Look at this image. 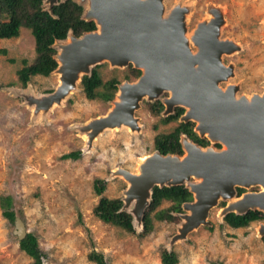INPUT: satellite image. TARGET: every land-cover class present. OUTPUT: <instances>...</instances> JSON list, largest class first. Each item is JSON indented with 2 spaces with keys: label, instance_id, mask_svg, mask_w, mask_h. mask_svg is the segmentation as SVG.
<instances>
[{
  "label": "rangeland",
  "instance_id": "374dc122",
  "mask_svg": "<svg viewBox=\"0 0 264 264\" xmlns=\"http://www.w3.org/2000/svg\"><path fill=\"white\" fill-rule=\"evenodd\" d=\"M163 4L168 13L180 10L187 36L195 34L204 20L210 23L220 18L219 39L231 43L233 50L222 55V64L232 76L219 87L236 86V97L264 93V0H164ZM42 6L46 9L48 4ZM211 10L217 15L210 14ZM58 44H52L56 54ZM190 48L195 51L192 44ZM35 58L29 30L22 28L16 38L0 39V195L12 197L11 209L25 231L20 239L14 222H8L0 210V264H96L95 254L108 264H161L163 249L174 251L178 264H264V235L256 232L263 222L229 227L220 216L221 199L209 210L206 224L181 240L174 236L182 228L184 203L180 213H173L176 219L169 222L161 213L174 203L160 202L151 211L152 232L146 235L143 225L129 233L100 221L93 213L99 200L94 182L103 181V196L119 199L123 206L127 184L115 171L135 172L139 159L155 151L154 138L183 122L180 117L164 122L169 115L164 109L154 114V103L161 104L167 97L163 93L154 102L143 99L139 103L134 113L138 130L128 125L105 130L88 148L86 125L104 116L112 104L86 99L78 82L60 105L37 111L34 102L54 92L60 77L52 72L47 77L34 76L23 86L17 73L24 61L29 65ZM130 67L104 62L97 72L103 82L115 78L121 84L137 79ZM186 123L193 124L194 132L195 124ZM74 152H79L77 160L61 159ZM240 190L236 189L237 194ZM192 201L191 196L188 202ZM131 208L120 212L132 221ZM28 250L36 251L37 258Z\"/></svg>",
  "mask_w": 264,
  "mask_h": 264
},
{
  "label": "water",
  "instance_id": "95a60500",
  "mask_svg": "<svg viewBox=\"0 0 264 264\" xmlns=\"http://www.w3.org/2000/svg\"><path fill=\"white\" fill-rule=\"evenodd\" d=\"M65 1L44 0L42 5L48 4L44 10L52 14V7ZM72 1L83 7L81 19L93 22L95 30L79 37L70 31L64 40L54 41L64 43L71 39L73 43L62 46L53 56L57 67L52 73L58 69L62 81L54 92L34 102L37 111L60 105L76 84L81 83L82 77L89 76L99 64L131 65L140 75L133 82L124 81L117 86L116 93L121 91L119 101L115 93L109 102L111 110L99 117V124H96L99 118L95 119L90 127L88 148L99 134L120 124L126 123L133 131L138 130L134 113L139 103L143 99L154 102L163 93L167 94L165 99L178 103L167 106L163 99L164 113L172 114L175 107L182 108L180 121L193 122L198 137L211 144L203 148L182 135V140L189 141L193 151L185 154L181 140V155H161L154 151L148 160L137 164L138 173L125 172L129 182L124 180L127 187L121 210L132 206L133 228L143 225V214L155 187L184 186L192 195L193 201L182 205L184 211L186 206L191 207L192 216L179 228L174 240L184 239L188 233L205 225L209 210L219 199L224 201L221 217L253 210L264 215V93L236 97V86L223 90L219 87L232 76L230 68L227 71L222 68L225 67L222 55L233 50L231 43L219 39L220 18H214L215 26L204 20L196 27L195 36H187L181 14L171 17L162 14L164 0ZM210 14L217 15L215 10ZM58 61H62L63 66L59 67ZM213 144H219L220 148ZM253 187H258L259 191L237 196V188ZM248 195L252 196L248 203L255 204L254 207H245L240 212L226 210L229 203L225 200ZM186 216L182 215V220ZM14 226L15 234L22 239L24 224L15 218Z\"/></svg>",
  "mask_w": 264,
  "mask_h": 264
},
{
  "label": "trees",
  "instance_id": "16d2710c",
  "mask_svg": "<svg viewBox=\"0 0 264 264\" xmlns=\"http://www.w3.org/2000/svg\"><path fill=\"white\" fill-rule=\"evenodd\" d=\"M44 0H0V39L16 38L20 29L30 31L34 43L36 58L32 64L23 67L18 71V79L25 86L32 77H47L57 67L53 56L56 54L52 44L55 40H64L71 31L75 37L83 33L95 30L93 22H86L81 19L83 7L72 0L60 2L52 7V14L44 10L42 3ZM97 67L92 69L89 76H83L81 88L84 96L88 100L99 99L109 102L113 99L119 81L115 78L105 82L101 80ZM130 72L134 78H138L140 71L130 67ZM125 78H128L127 76ZM154 114H158L163 106L156 102L152 106ZM182 108H175L174 114L163 119L164 122L176 121L182 114ZM180 135H185L192 142L205 146L207 140L199 138L193 132L192 123H182L175 127L168 134H158L154 138L153 148L161 155L176 154L181 155ZM79 152L65 154L62 160H77ZM105 185L103 181L94 182V192L99 197L98 204L93 213L103 223L122 227L129 233L134 232L131 218L125 213L120 212L121 202L119 199H108L103 196ZM191 194L184 186L175 187H155L152 192L151 204L143 214L144 235L152 232L151 211L162 201H171L174 204L168 210L162 211V216L169 222H173V213H180L181 204L191 199ZM12 197L0 195V210L2 216L10 223L14 222L15 213L11 209ZM263 214L259 211H248L243 215L227 214L224 222L231 228H246L250 223L263 220ZM28 254L37 258L36 251ZM93 260L96 264H108L102 255L95 254ZM38 262V260H37ZM161 264H178V256L174 251L162 250L160 252ZM39 264V262H38Z\"/></svg>",
  "mask_w": 264,
  "mask_h": 264
},
{
  "label": "bare ground",
  "instance_id": "6f19581e",
  "mask_svg": "<svg viewBox=\"0 0 264 264\" xmlns=\"http://www.w3.org/2000/svg\"><path fill=\"white\" fill-rule=\"evenodd\" d=\"M162 11V10H161ZM179 11L180 10H177V9H174V10H172V12H167L165 9L163 10V15H166V17H171V16H174V15H176L177 13H179ZM180 14V13H179ZM86 17H88V18H90L91 16L90 15H85ZM163 18H161V20H162ZM216 21L217 20H214L213 22H211V25H214L215 26V24L214 23H216ZM208 22V21H207ZM210 27H212V26H210ZM194 32V31H193ZM196 33L197 32H195V34L194 33H191L193 36H195L196 35ZM71 43H73V40H71V39H69V40H67V41H65L64 43H59L58 44V48H59V50H61L62 49V46H64V45H70ZM58 65H59V67H61V66H63V64H62V61H58ZM222 68H224L226 71H227V68H225V67H222ZM55 74H58L59 75V77H60V79H59V82H60V84H61V81H62V74H61V72L57 69V71L55 72ZM123 86H126V85H123ZM121 92V91H120ZM120 92H117L116 93V101H119V96H120ZM170 93V92H169ZM236 96V95H235ZM145 98V97H144ZM163 102H164V104H166L167 106H170L171 104H174V105H176V104H178V103H176V102H174V101H172V99H164L163 100ZM37 108V107H36ZM111 110V109H110ZM124 112V111H123ZM104 118V117H103ZM184 118H189L190 120L192 119V117H190V116H184ZM98 120V122L96 123V124H99L100 123V118L99 119H97ZM97 120H92V121H90L87 125H86V127H87V130L88 131H86L85 133H84V135L86 136V140H87V142H89V134L92 132V129H90V127L91 126H93L94 124H95V121H97ZM123 123H125V122H123ZM126 124V123H125ZM130 126L129 124H126L125 126H124V124H120V125H118V126H115L114 128H111L110 129V131L111 130H116V129H118V128H121V129H123V128H125L126 129V126ZM130 127H132V126H130ZM133 128V127H132ZM198 131V133H200L199 132V130H197ZM205 135V137L206 136H208L207 134H204ZM182 143H183V146H184V148H185V154H187L189 151H193V148L191 147V145H190V142L189 141H185V140H182ZM151 154V153H150ZM150 154H146V155H144L142 158H140L139 159V163L138 164H140V163H142L143 161H146V160H148L150 157H151V155ZM127 170H124V169H122V170H120V169H117L116 171H115V173L120 177V178H122L123 180H125V181H127V182H129V180L127 179V175H126V172ZM128 172H130V171H128ZM136 172V171H135ZM135 172H131V173H135ZM136 173H138V171L136 172ZM250 197H252V196H250V195H248V196H242V197H240V198H238V199H229V200H225V203H229V205H228V207H227V209L226 210H231V212H240L242 209H244L245 207H254L255 206V204H252V203H248V200L250 199ZM186 214H187V216L186 217H184L183 218V220H182V224H181V226H182V228H183V226H185V224H187L188 222H189V217H191L192 216V209H191V207H189V206H186ZM184 219H186V221H187V223H185L184 222ZM257 234L258 235H264V222L263 223H259V226H258V228H257Z\"/></svg>",
  "mask_w": 264,
  "mask_h": 264
},
{
  "label": "flooded vegetation",
  "instance_id": "af4514ba",
  "mask_svg": "<svg viewBox=\"0 0 264 264\" xmlns=\"http://www.w3.org/2000/svg\"><path fill=\"white\" fill-rule=\"evenodd\" d=\"M126 80V79H125ZM119 84H117V86H118ZM117 91V90H116ZM163 109H164V107H163ZM183 113H184V110H183V112H182V114L179 116V117H181L182 115H183ZM172 114H174V110H173V113ZM172 114H169V115H172ZM168 115V116H169ZM205 140H207V139H205ZM194 143V142H193ZM196 144V143H195ZM196 145H198V144H196ZM211 144H210V142L207 140V145H205V146H200V145H198V146H200V147H203V148H206V147H208V146H210ZM213 146L214 147H216V148H220V145L219 144H213ZM241 192H239L238 194H237V196H240L241 194H244V193H250V192H257V191H259V188H257L256 189V191H254V190H245V189H241L240 190ZM263 218H264V215H263ZM257 222H264V219L263 220H261V221H257Z\"/></svg>",
  "mask_w": 264,
  "mask_h": 264
}]
</instances>
